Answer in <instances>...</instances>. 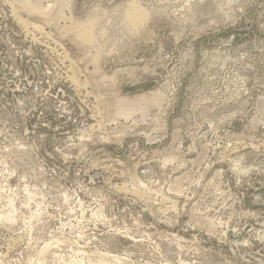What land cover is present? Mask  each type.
<instances>
[{"label":"rangeland","instance_id":"obj_1","mask_svg":"<svg viewBox=\"0 0 264 264\" xmlns=\"http://www.w3.org/2000/svg\"><path fill=\"white\" fill-rule=\"evenodd\" d=\"M21 1L0 0V264H264V0ZM133 1L158 11L130 32Z\"/></svg>","mask_w":264,"mask_h":264},{"label":"bare ground","instance_id":"obj_2","mask_svg":"<svg viewBox=\"0 0 264 264\" xmlns=\"http://www.w3.org/2000/svg\"><path fill=\"white\" fill-rule=\"evenodd\" d=\"M21 2L24 3V7H26V9H27V11L29 13L35 14V15L37 14L36 16L41 14V15H44V17H45L46 14L42 10V8L34 7V5L32 3L28 4V2H25V0H22ZM137 2L138 1H136V2L133 1L132 3L129 2V4L131 3L130 6L128 4V6L125 5V7H122V8L119 7L120 9L118 10L119 11L118 16H120L121 19L125 21V22L123 21L124 23H127L124 27L127 29V31H130V32H132L133 30L135 31V29L138 28L137 27V26H139L138 23L141 24V22L147 21V19L150 17L151 14H154V12L158 11V9H152V11H149V10L147 11V10L143 9L144 7L140 8V6L138 4H136ZM35 27H36V25H35ZM73 28H74V31H75L74 32L75 33V37L80 39L83 42V44H84V42L85 43L86 42L90 43L91 41L93 43V41H94L93 33H92L93 31H91L92 28L90 29L89 25H87V24H85V25H76ZM120 105L122 106V104H120Z\"/></svg>","mask_w":264,"mask_h":264}]
</instances>
